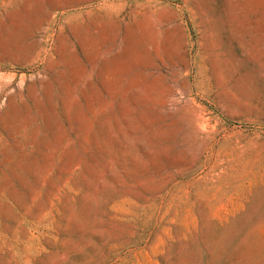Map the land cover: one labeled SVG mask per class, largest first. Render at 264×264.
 Masks as SVG:
<instances>
[{
	"label": "rangeland",
	"instance_id": "374dc122",
	"mask_svg": "<svg viewBox=\"0 0 264 264\" xmlns=\"http://www.w3.org/2000/svg\"><path fill=\"white\" fill-rule=\"evenodd\" d=\"M0 264H264V0H0Z\"/></svg>",
	"mask_w": 264,
	"mask_h": 264
}]
</instances>
